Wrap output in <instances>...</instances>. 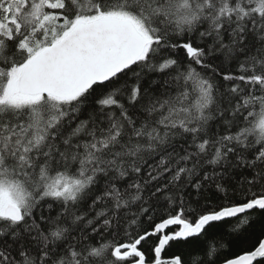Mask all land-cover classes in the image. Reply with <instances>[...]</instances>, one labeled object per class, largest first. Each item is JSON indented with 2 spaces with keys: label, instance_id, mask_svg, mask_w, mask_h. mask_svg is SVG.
Returning <instances> with one entry per match:
<instances>
[{
  "label": "snow or ice",
  "instance_id": "1",
  "mask_svg": "<svg viewBox=\"0 0 264 264\" xmlns=\"http://www.w3.org/2000/svg\"><path fill=\"white\" fill-rule=\"evenodd\" d=\"M0 264H264V0H0Z\"/></svg>",
  "mask_w": 264,
  "mask_h": 264
}]
</instances>
